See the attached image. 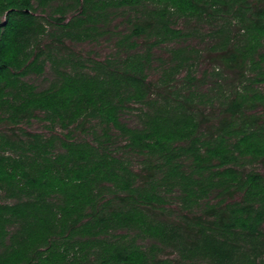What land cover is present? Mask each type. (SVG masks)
<instances>
[{
  "label": "trees",
  "instance_id": "trees-1",
  "mask_svg": "<svg viewBox=\"0 0 264 264\" xmlns=\"http://www.w3.org/2000/svg\"><path fill=\"white\" fill-rule=\"evenodd\" d=\"M53 1L0 0V122L17 127L38 112L64 129L95 120L106 141L113 130L126 140L125 149L143 159L142 168L135 171L104 141H65L63 151L53 155L55 138L0 132V195L14 200L0 202V264H180L187 259L264 264V173L246 169L249 163L264 168V115L256 113L264 107V92L256 87L264 85V5L254 0H61V17L55 20L61 32L51 34L59 44L91 38L93 29L84 27L94 24L98 11L155 7L145 9L143 20L122 41L155 39L148 52L122 62H95L91 73L60 67L70 61H56V46H49L43 59L47 52L40 42L48 29L36 12ZM67 8L81 15L65 24ZM174 18L221 24L213 29L216 42L208 52L235 76L237 86L232 96L219 90L214 98L222 116L214 124L194 92L157 100L146 82L153 47L188 36L173 27ZM172 53L175 75L188 64L189 51ZM49 60L59 66L51 87L39 91L24 81L30 74L42 75ZM224 71L215 68L213 76L221 81ZM195 80L187 77L190 84ZM132 103L146 105L138 127L121 119ZM105 191L114 200H106ZM172 193L187 211L213 193L222 200L207 205L202 215L171 221L163 210ZM141 239L152 244L143 247ZM168 247L180 260L161 256Z\"/></svg>",
  "mask_w": 264,
  "mask_h": 264
},
{
  "label": "rangeland",
  "instance_id": "rangeland-1",
  "mask_svg": "<svg viewBox=\"0 0 264 264\" xmlns=\"http://www.w3.org/2000/svg\"><path fill=\"white\" fill-rule=\"evenodd\" d=\"M254 4L264 5V0H254ZM62 6L61 0L53 1L48 7H38L36 12L37 16L42 19L43 23L47 26V34L41 38V49L46 50L49 46L58 47L57 56H54L57 62H62V66H67L68 71L71 69L78 70L84 69L86 72L93 73L95 62L107 64V62H122L132 55H145L150 45L155 42V39H147V37L133 38L128 43L122 44L125 36L132 32L134 23L141 22L145 9L153 10L155 7L152 4L141 5L140 7L133 8H116L110 7L106 10L93 13L95 18L94 24H88L84 28H92L90 31L91 38L79 42L73 41L69 38L64 39L63 43L55 42L51 34L59 35L60 29L55 28L57 18L61 14L57 11ZM66 6V5H65ZM81 14L74 10L67 8L66 22L74 20ZM48 22L53 25L51 26ZM174 28L183 30L188 36L181 38L174 42H167L159 46L153 47L150 54V61L146 62V76L147 83L152 84L153 98L161 100L163 96L173 97L177 94H184L189 91L194 92V97H197L196 102L201 103V108L206 116L210 118V124H214L220 119L221 112L218 108L217 101L214 98L223 93L226 97L233 95V88L237 86L236 78L233 74L225 73L220 62H213L208 52L209 48L216 42L213 37V29L219 27L220 22L214 24L206 21L199 22L196 19L189 18H174L172 20ZM55 42V43H54ZM134 44L135 47H131ZM51 46V47H52ZM55 47V48H56ZM45 48V49H44ZM187 49L189 53L186 56L189 58L188 64L184 66L179 73L173 74V68L176 62L173 60L174 50ZM212 56V55H211ZM75 64H77L75 66ZM58 65L49 60L45 65V72L42 75L30 74L24 78V81L34 85L39 91L48 89L52 86L57 78L56 68ZM215 68H220L224 71V76L221 81L219 78L213 76ZM208 73V74H207ZM191 76L196 78L194 83L190 84L187 77ZM217 85H221L220 87ZM257 89L264 92V85L256 86ZM215 101V102H212ZM214 105V106H212ZM146 109V105L142 104H129V107L123 110L121 119L130 127L141 126L140 114L142 110ZM257 114L264 115V107L257 109ZM15 132L17 135L27 139L29 134L41 135L43 139L49 141L55 138V143L52 149V154L56 155L63 151V142L65 141H87L95 144V142L104 141L109 146L110 152L122 159L126 158L131 163L135 171H141L142 158L130 153L125 149L126 140L115 132H110L111 137L106 141L103 136L104 130L98 121L92 120L85 124L79 123L72 126L70 129H64L60 124H52L46 120L44 113H36V116L31 120L20 124L17 127L9 125L6 122H0V132L12 134ZM122 157V158H121ZM249 171H257L264 173V168L261 163L250 164L246 166ZM106 200L109 199L110 193L105 191ZM167 204L164 205L163 216L170 217L171 221H178L183 216H196L202 215L206 206L209 204H216L221 202L222 198L213 193L209 198L199 202L192 211L184 210L179 204L178 194L172 193L167 195ZM239 196L234 199H229L227 202L238 200ZM116 201V200H115ZM1 203H13L3 192L0 195ZM114 203H117L114 202ZM124 234L125 231L117 232ZM139 244L143 247H149L152 241L149 239L139 240ZM161 256L165 259L180 260V256L174 248H165L161 252ZM180 264H208L203 259L184 260Z\"/></svg>",
  "mask_w": 264,
  "mask_h": 264
}]
</instances>
